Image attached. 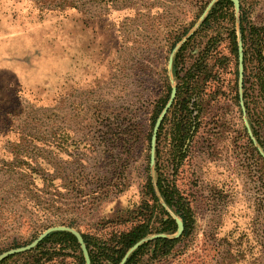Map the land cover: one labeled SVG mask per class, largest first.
Segmentation results:
<instances>
[{
  "label": "rangeland",
  "instance_id": "1",
  "mask_svg": "<svg viewBox=\"0 0 264 264\" xmlns=\"http://www.w3.org/2000/svg\"><path fill=\"white\" fill-rule=\"evenodd\" d=\"M210 2L0 0V253L51 226L108 238L148 222L135 264H264V246L256 260L228 256L243 233L264 241V186L245 136L238 48L235 56L229 45L234 28L258 125L254 39L264 45V0H239L204 23ZM203 53L216 74L198 78L188 152L173 169L178 155L165 124L151 163L153 114L167 85L177 87ZM160 172L188 199L192 221L169 252L154 255L152 236L172 238L176 231L157 228L178 216L157 190ZM54 247L58 255L45 264H77L71 248Z\"/></svg>",
  "mask_w": 264,
  "mask_h": 264
},
{
  "label": "trees",
  "instance_id": "2",
  "mask_svg": "<svg viewBox=\"0 0 264 264\" xmlns=\"http://www.w3.org/2000/svg\"><path fill=\"white\" fill-rule=\"evenodd\" d=\"M232 6L230 0H218L214 3V6L211 8L210 13L206 16L204 23L209 22L211 17H216L217 13L223 8ZM242 28V27H241ZM243 29V28H242ZM242 32V40L245 41V35ZM188 41L183 43L180 47V50L185 48V45ZM254 42L257 46V57H258V72L256 77L258 79L259 91H260V102L264 108V45L260 43L259 35L254 39ZM229 45L231 46V52L236 56L237 52V40L235 29L230 30ZM209 49V48H208ZM207 49V50H208ZM206 50V51H207ZM206 53V52H205ZM246 56L244 53V60ZM244 71L246 72V67L244 66ZM244 72V81H243V101L245 105L246 115L249 120V124L252 129V133L256 138V141L264 151V113H262V118L260 122L255 123L254 113L250 106L251 104V94L249 93V86H247L248 79L246 78ZM204 73V77L208 80L214 79L215 72L213 73L212 65L209 64V57L207 54L201 55L193 62L188 69L184 72V75L181 77L180 84L177 85L176 97L175 100L164 116L160 128L157 133V137L165 124H168L166 128V138L169 141L174 155L177 156V163L173 165V169H177L180 165V162L185 158L188 149L190 147V142L192 136L198 127L197 119L198 115L193 114L194 107L199 106L200 95L199 91L201 86L198 84V78ZM170 86L167 85V96L164 98L162 104L156 108L152 123H154L156 117L162 110L163 106L166 103V99L170 92ZM236 97L238 99V92H236ZM245 136L247 139L248 146L251 148L252 153L256 156L255 158V171L259 174L258 177L262 178V184L264 186V159L259 154L256 147L252 146V141L250 140L247 132L245 131ZM150 138V136H149ZM261 162V164H260ZM163 172L159 173L157 178V190L164 198L167 205H169L174 213L180 217L184 224L183 233L179 237L166 238V237H157L151 240L153 244V254L166 253L169 252L175 243L184 236L191 226V212H190V203L184 195H182L177 188L175 182L169 180L167 177L162 176ZM147 191H149L152 197L156 200V194L151 180H148ZM264 200V199H263ZM159 204V203H158ZM261 206V204H258ZM264 206V204H262ZM259 206V207H260ZM159 207H163L159 204ZM258 207V208H259ZM164 228H157L158 232H174L176 231L177 224L174 218L171 216L168 217ZM151 232L148 222H140L133 226L128 231H121L119 233L111 234L108 238H99L95 236H89L82 234L84 241L86 243L90 264H119L122 257L126 251L134 245L141 238L147 236ZM247 234L243 233L239 238L242 242L238 243V248L228 247V256L230 258L257 259L258 253L260 252L259 247L264 246V241H260L257 238L254 239V243H250L249 240H243L242 238L246 237ZM264 238V235H263ZM51 243L52 247L44 248L45 243ZM59 245L63 248H71L75 251L73 255L76 258L77 264H85V260L80 248L79 243L73 233L66 230H58L50 232L46 235L33 249L15 253L7 256L6 258L0 261V264H9L10 260L14 259V264H45L47 261L53 260L60 250L56 249L54 246ZM148 243H143L139 245L135 250H133L124 264H135L139 257V252H142V249L146 247Z\"/></svg>",
  "mask_w": 264,
  "mask_h": 264
},
{
  "label": "water",
  "instance_id": "3",
  "mask_svg": "<svg viewBox=\"0 0 264 264\" xmlns=\"http://www.w3.org/2000/svg\"><path fill=\"white\" fill-rule=\"evenodd\" d=\"M216 0H211V2L209 3V5L207 6V9L215 2ZM234 7L236 9L239 8V0H231ZM186 39L183 38L181 42H183ZM237 48H238V84H239V97H240V105H241V109L242 112L245 113V107L243 104V100H242V81H243V72H244V64H243V44L241 41L240 36L237 39ZM172 61V54L169 57V63H171ZM176 91H177V87L175 85H171L170 88V93H169V98L166 101L165 105L163 106L162 110L160 111V113L158 114V116L155 119L153 128H152V133H151V149H150V161L151 163H153L154 158H155V142H156V137H157V133L158 130L160 128L161 122L164 118V116L166 115V113L168 112V110L170 109V107L172 106L175 97H176ZM243 121L245 124V127L247 129L248 134L250 135L251 139L253 142H255V138L252 134L250 125L246 119V116L244 115L243 117ZM256 143V142H255ZM259 152L261 153V155L264 157V152L258 147ZM174 219L176 221L177 224V229H176V233L172 236L173 237H178L184 230V224L183 221L180 219V217L178 216H174ZM58 230H66V231H70L71 233H73L77 239V242L80 245L84 260H85V264H90V257H89V253H88V249L86 246V243L84 241V238L82 236V234L77 231L76 229H73L71 227H67V226H62V225H56V226H51L46 228L44 231H42L41 233H39L35 239H33L30 243L20 246V247H16V248H11L8 250H5L3 252L0 253V261L4 258H6L9 255L15 254V253H19V252H23V251H27L30 250L32 248H34L46 235H48L50 232L53 231H58ZM153 238H157V237H168L169 236L167 234L164 233H159V234H154L152 236ZM147 237H143L141 238L139 241H137L134 245H132L124 254V256L122 257L121 261L119 264H124L125 260L127 259L128 255L135 249L137 248L142 242H144V240H146Z\"/></svg>",
  "mask_w": 264,
  "mask_h": 264
}]
</instances>
